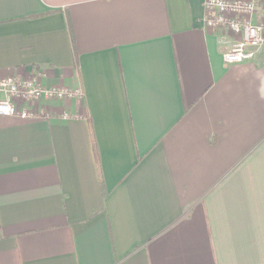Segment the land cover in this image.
<instances>
[{
    "label": "crops",
    "instance_id": "1",
    "mask_svg": "<svg viewBox=\"0 0 264 264\" xmlns=\"http://www.w3.org/2000/svg\"><path fill=\"white\" fill-rule=\"evenodd\" d=\"M203 1L0 0V80L83 94L0 116V264H264V46Z\"/></svg>",
    "mask_w": 264,
    "mask_h": 264
},
{
    "label": "built area",
    "instance_id": "2",
    "mask_svg": "<svg viewBox=\"0 0 264 264\" xmlns=\"http://www.w3.org/2000/svg\"><path fill=\"white\" fill-rule=\"evenodd\" d=\"M259 4L264 5V0L203 1L204 27L212 32L222 29L236 37L228 51L222 55L224 64L233 65L253 60L257 50L264 46V18L258 22L253 21ZM40 79L39 72L22 81L10 76L1 79L0 116L34 118L37 114L35 109L28 110L19 104L36 105L42 100L63 102L73 98L81 99L83 96L79 88H46L41 85Z\"/></svg>",
    "mask_w": 264,
    "mask_h": 264
},
{
    "label": "trees",
    "instance_id": "3",
    "mask_svg": "<svg viewBox=\"0 0 264 264\" xmlns=\"http://www.w3.org/2000/svg\"><path fill=\"white\" fill-rule=\"evenodd\" d=\"M93 149H94L95 154H97V151H96V147H95V143L94 142H93Z\"/></svg>",
    "mask_w": 264,
    "mask_h": 264
}]
</instances>
